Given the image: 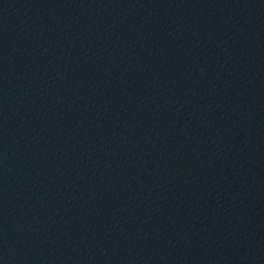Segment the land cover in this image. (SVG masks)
<instances>
[{"label":"water","instance_id":"95a60500","mask_svg":"<svg viewBox=\"0 0 264 264\" xmlns=\"http://www.w3.org/2000/svg\"><path fill=\"white\" fill-rule=\"evenodd\" d=\"M0 264H264V0H0Z\"/></svg>","mask_w":264,"mask_h":264}]
</instances>
